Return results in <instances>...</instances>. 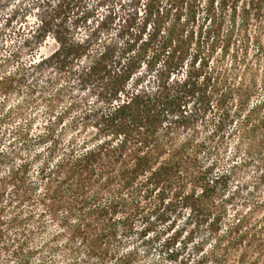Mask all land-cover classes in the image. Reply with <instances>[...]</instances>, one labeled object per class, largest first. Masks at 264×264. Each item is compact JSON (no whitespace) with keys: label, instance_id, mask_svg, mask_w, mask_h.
Segmentation results:
<instances>
[{"label":"trees","instance_id":"16d2710c","mask_svg":"<svg viewBox=\"0 0 264 264\" xmlns=\"http://www.w3.org/2000/svg\"><path fill=\"white\" fill-rule=\"evenodd\" d=\"M12 92L0 264H264V0H0Z\"/></svg>","mask_w":264,"mask_h":264},{"label":"rangeland","instance_id":"374dc122","mask_svg":"<svg viewBox=\"0 0 264 264\" xmlns=\"http://www.w3.org/2000/svg\"><path fill=\"white\" fill-rule=\"evenodd\" d=\"M55 47V43L53 40H47L43 45L41 46V51L43 53H49L51 52ZM9 67L4 68L1 74H6L9 71ZM20 90H24V88H21ZM27 97L25 96L24 92H12L6 95L0 94V115L3 112H6L7 110H15L19 109L21 106L24 107L27 105ZM41 108L37 106L36 108L27 107L22 111V115L14 114L13 118L6 122L2 123L0 127V134L4 131L6 132L5 135L2 136V140L0 142V152L3 150H7L9 147V141L10 137L8 135L9 131L17 124H19L22 121H30L32 124L31 130L33 132L38 131L39 128L42 127L43 123L45 122V118L40 112ZM238 157V156H237ZM253 171V167L250 166L249 168V174ZM248 174V175H249ZM247 175V174H246ZM247 178H243V180H246ZM40 211L39 208H35V213H38ZM46 233L52 234L57 231V226L53 223L46 221ZM47 234H43V238L38 236L34 240V246H39L45 239ZM56 263L60 264L62 263L61 259L56 256L55 257ZM33 261H37L34 259Z\"/></svg>","mask_w":264,"mask_h":264}]
</instances>
